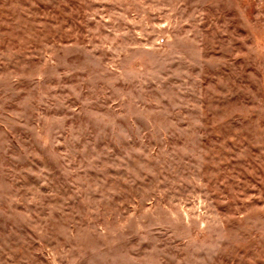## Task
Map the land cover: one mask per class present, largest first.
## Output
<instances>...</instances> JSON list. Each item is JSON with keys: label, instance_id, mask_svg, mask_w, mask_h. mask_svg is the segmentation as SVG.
Instances as JSON below:
<instances>
[{"label": "rangeland", "instance_id": "rangeland-1", "mask_svg": "<svg viewBox=\"0 0 264 264\" xmlns=\"http://www.w3.org/2000/svg\"><path fill=\"white\" fill-rule=\"evenodd\" d=\"M0 264H264V0H0Z\"/></svg>", "mask_w": 264, "mask_h": 264}]
</instances>
